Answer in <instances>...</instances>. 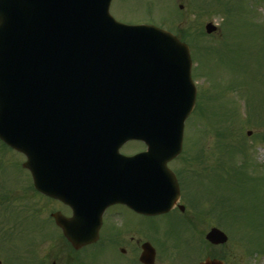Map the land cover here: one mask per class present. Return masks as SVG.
Segmentation results:
<instances>
[{"label":"water","instance_id":"water-1","mask_svg":"<svg viewBox=\"0 0 264 264\" xmlns=\"http://www.w3.org/2000/svg\"><path fill=\"white\" fill-rule=\"evenodd\" d=\"M109 3L0 0V138L26 155L39 189L45 159L53 153L64 154L65 178L88 176V171L70 170L69 161L76 166L75 159L89 160L104 152L114 158L101 146L117 137L143 138L146 152L118 157L124 163H140L134 174L128 173L144 187L141 210H164L178 192L166 162L181 149L183 121L195 96L188 48L158 27L114 20ZM205 27L207 32L215 29L211 23ZM57 120L107 126L93 127L97 138L92 140L78 138L67 124L59 126L64 129L59 139L45 138L44 123ZM113 172L106 171L108 183L122 190L126 171L123 167ZM92 231L70 239L74 244L93 240ZM207 238L214 243L226 240L215 228Z\"/></svg>","mask_w":264,"mask_h":264},{"label":"rangeland","instance_id":"rangeland-1","mask_svg":"<svg viewBox=\"0 0 264 264\" xmlns=\"http://www.w3.org/2000/svg\"><path fill=\"white\" fill-rule=\"evenodd\" d=\"M223 1L232 10L226 17ZM110 12L122 21L169 27L190 46L197 102L185 122L184 152L170 164L177 170L193 156L190 181L210 203L223 204L217 224L228 241L216 252L224 264H264V0H114ZM206 22L217 30L206 34ZM199 149L207 176L194 162ZM0 168L11 172L8 163L0 161ZM194 225L205 233L216 221L208 215ZM187 237L191 245L200 241L189 230ZM242 237L263 253L246 255Z\"/></svg>","mask_w":264,"mask_h":264},{"label":"flooded vegetation","instance_id":"flooded-vegetation-1","mask_svg":"<svg viewBox=\"0 0 264 264\" xmlns=\"http://www.w3.org/2000/svg\"><path fill=\"white\" fill-rule=\"evenodd\" d=\"M130 143H123L120 152L129 154ZM142 149L141 144L136 150ZM21 158L0 142V161L11 169L7 173L0 168V264H199L209 253L214 258L224 256L210 252L208 243L191 246L185 240L182 225L206 218L208 211L186 200L183 190L171 210L151 216L110 202L102 212L98 240L75 248L54 218L58 212L68 216L70 208L33 188ZM194 234L201 231L196 228Z\"/></svg>","mask_w":264,"mask_h":264}]
</instances>
